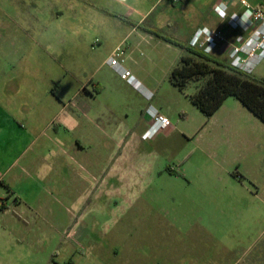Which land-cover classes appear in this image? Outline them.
Here are the masks:
<instances>
[{
  "label": "rangeland",
  "instance_id": "obj_1",
  "mask_svg": "<svg viewBox=\"0 0 264 264\" xmlns=\"http://www.w3.org/2000/svg\"><path fill=\"white\" fill-rule=\"evenodd\" d=\"M217 1H165L143 22L137 65L126 66L147 98L106 63L117 45L139 41L136 33L121 41L139 18L126 0H0V89L60 104L78 88L96 90L88 102L125 154L115 191L87 178L104 163L94 152L79 162L74 202L26 210L27 233L0 241V264H264V205L252 188L264 185V141L254 127L205 117L189 99L193 82L183 91L169 82L190 32L211 28L200 23L207 15L218 22ZM153 23L159 29L147 31ZM222 48L211 55L229 63ZM248 76L264 80V60ZM148 106L167 116L169 133L140 137Z\"/></svg>",
  "mask_w": 264,
  "mask_h": 264
},
{
  "label": "crops",
  "instance_id": "obj_2",
  "mask_svg": "<svg viewBox=\"0 0 264 264\" xmlns=\"http://www.w3.org/2000/svg\"><path fill=\"white\" fill-rule=\"evenodd\" d=\"M165 1L171 3V0L122 2L130 7L128 15L135 12L139 16L137 20L129 23L131 30L121 40L126 44V37H130L132 33L137 34L136 38L139 41L128 43L127 47L129 61L133 60V66L137 65L135 51L141 41L147 38L146 34L138 29L143 27V22L151 16L155 8L165 6ZM248 1L252 5L261 2V0ZM179 2H187V0H179L177 3ZM211 8L214 12L213 5ZM200 23H207L211 29L220 30L229 42L234 41L238 34L229 30L219 18L217 22L211 15L204 17ZM153 24L155 25H151L152 27L146 30L154 32L159 29L156 23ZM199 27L207 26L201 24L193 29L188 41ZM134 77L139 79L140 75L138 74V78L135 75ZM95 91L86 87L78 88L67 103L60 104L59 99L55 101L49 94L38 95L36 91L27 89L13 100L8 89H0V207H3L0 209V241L16 233L26 235L27 229L24 226L29 222L26 210H35L51 200L74 202L77 164L90 160L93 152L104 163L95 177L86 174L87 178L90 177V182L96 181V177L99 176L100 179L105 180L103 182L105 189L109 186L115 191L123 187L124 179L117 178L118 173L123 169L122 161L125 158L123 148L120 147L122 139L115 132L112 135L108 133L103 117L100 116L102 111L93 110L88 102L89 99H96L99 95V92ZM230 98H227L214 114H220L229 126L241 127L243 124L254 127L260 134V139L264 141V124L236 98ZM147 108L144 113L142 111L140 125L142 138L150 122ZM161 114L167 117L164 113ZM172 129L173 127L170 126L157 135L169 133ZM108 141L113 146L104 148V145H108ZM127 156L135 158L134 153ZM78 176L80 184L86 191L92 188V184L86 185V178L82 172ZM252 188L255 189L253 196L256 203L264 205V185L255 184ZM246 190L252 194L251 187ZM64 229L63 227L62 231L60 229L59 231L63 233Z\"/></svg>",
  "mask_w": 264,
  "mask_h": 264
},
{
  "label": "built area",
  "instance_id": "obj_3",
  "mask_svg": "<svg viewBox=\"0 0 264 264\" xmlns=\"http://www.w3.org/2000/svg\"><path fill=\"white\" fill-rule=\"evenodd\" d=\"M178 1L172 0L174 3ZM213 10L229 30L238 33L234 41H227L218 29L199 27L189 39L188 45L205 54H212L219 44H223L229 64L244 74H251L264 60V0L256 5L248 0H219L213 4ZM128 61L127 47L121 43L112 50L106 63L120 79L148 98L151 93L140 85L131 69L126 66ZM147 113L150 122L144 137H151L171 126L169 119L153 107L149 106Z\"/></svg>",
  "mask_w": 264,
  "mask_h": 264
},
{
  "label": "trees",
  "instance_id": "obj_4",
  "mask_svg": "<svg viewBox=\"0 0 264 264\" xmlns=\"http://www.w3.org/2000/svg\"><path fill=\"white\" fill-rule=\"evenodd\" d=\"M181 48L184 53L171 70L169 82L179 91L193 82L195 90L189 99L205 117H211L227 98L234 97L264 124V80L252 79L228 62L189 45Z\"/></svg>",
  "mask_w": 264,
  "mask_h": 264
}]
</instances>
